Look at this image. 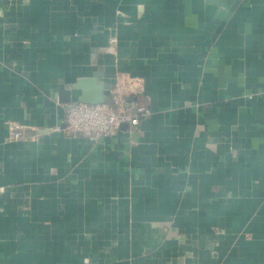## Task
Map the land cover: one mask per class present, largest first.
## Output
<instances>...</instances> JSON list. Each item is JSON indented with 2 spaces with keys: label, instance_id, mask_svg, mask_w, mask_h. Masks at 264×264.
<instances>
[{
  "label": "crops",
  "instance_id": "0c3cea01",
  "mask_svg": "<svg viewBox=\"0 0 264 264\" xmlns=\"http://www.w3.org/2000/svg\"><path fill=\"white\" fill-rule=\"evenodd\" d=\"M94 74L151 114L69 134ZM0 264H264V0H0Z\"/></svg>",
  "mask_w": 264,
  "mask_h": 264
},
{
  "label": "built area",
  "instance_id": "2783aa9c",
  "mask_svg": "<svg viewBox=\"0 0 264 264\" xmlns=\"http://www.w3.org/2000/svg\"><path fill=\"white\" fill-rule=\"evenodd\" d=\"M67 127L69 134L84 135L94 142L115 136L122 125L137 127L141 118L149 116L151 112L142 106L126 107V98L122 89H117L109 102L87 104L74 102L66 105ZM30 135L14 129L11 134L13 140H27Z\"/></svg>",
  "mask_w": 264,
  "mask_h": 264
},
{
  "label": "water",
  "instance_id": "95a60500",
  "mask_svg": "<svg viewBox=\"0 0 264 264\" xmlns=\"http://www.w3.org/2000/svg\"><path fill=\"white\" fill-rule=\"evenodd\" d=\"M98 74L87 79H81L73 85L71 89H66L64 85L58 87L57 97L59 101L67 104L72 102L73 90H81L82 95L78 98V102L87 104H100L110 101V97L106 95L104 85L98 84ZM129 100V97L127 98Z\"/></svg>",
  "mask_w": 264,
  "mask_h": 264
}]
</instances>
